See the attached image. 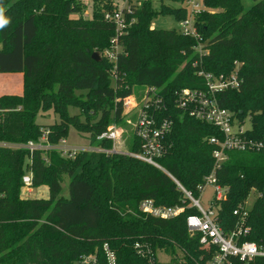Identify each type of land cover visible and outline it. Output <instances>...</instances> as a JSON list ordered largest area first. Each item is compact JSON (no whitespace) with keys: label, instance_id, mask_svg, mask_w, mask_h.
Wrapping results in <instances>:
<instances>
[{"label":"trees","instance_id":"obj_1","mask_svg":"<svg viewBox=\"0 0 264 264\" xmlns=\"http://www.w3.org/2000/svg\"><path fill=\"white\" fill-rule=\"evenodd\" d=\"M187 1L159 0L160 10L154 0L123 8L127 28L120 34L116 22L106 18L118 0H91L89 17L82 0H0L10 19L0 29V73L24 77L21 95L0 97V140L37 142L49 131V142L58 144L74 128L87 136L89 146L111 150L113 142L98 137L122 120L123 99L137 92L141 99L143 89L155 87L164 98L163 115L174 121L167 154L159 162L199 198L198 187L215 168L209 138L221 132L178 109L176 92L201 89V69L221 75L239 65L240 87L220 93L219 105L241 123L250 121L249 137L264 139V0H252L248 9L242 0H203L219 11L196 16L200 41L153 27L160 14L186 20ZM116 44L121 50L112 62L105 54ZM95 52L100 62L92 58ZM70 107L80 115H71ZM49 111L60 121L39 124L38 115ZM131 151H140L134 136ZM29 172L34 188L48 187V199L23 196V177ZM66 178L68 196L63 195ZM216 178L227 188L218 209L227 232L238 223L234 212L246 208L253 191L259 193L248 210V240L264 244V152H229ZM148 199L186 209L174 219L156 218L140 211ZM197 212L167 173L126 154L84 151L68 159L57 150L31 155L0 147V264H78L90 254L104 261L105 244L116 252L118 264H148L137 254V242L155 252L181 253L188 264H204L200 236L187 226V217Z\"/></svg>","mask_w":264,"mask_h":264},{"label":"built area","instance_id":"obj_2","mask_svg":"<svg viewBox=\"0 0 264 264\" xmlns=\"http://www.w3.org/2000/svg\"><path fill=\"white\" fill-rule=\"evenodd\" d=\"M143 0H125V7L130 10L131 5L140 3ZM189 16L186 20L180 22L179 31L187 36L195 37L200 41V34L195 27V18L198 13L204 9L203 0H189ZM107 19L114 20L118 31L123 34L127 28L124 21L123 9H117L113 14H108ZM116 44L113 49L118 47ZM107 51L106 57L112 62L116 61L117 53ZM197 51L202 54L201 44ZM198 62H195L197 66ZM199 77L204 80L201 89L185 88L176 92L178 109L183 110L190 117L216 127L221 132V137H211L209 142L215 147L213 157L215 159V168L212 173L205 178L204 184L198 187L200 197L208 185L214 188V197L210 202V208L205 209L200 203V197L195 198L192 192L188 191L177 179H175L159 162L167 154V137L172 133L174 121L172 118L163 115L165 108L164 98L155 87L143 89L141 99L135 94L123 99L124 113L131 114L128 121L132 125V135L140 143L139 152L124 153L118 151V144L122 139L121 130L115 127H109L106 132L101 134L99 140H110L113 142V149L107 150L96 147H78L71 145L68 139L63 138L58 144H51L48 140V133L39 139V141H29L26 144L9 143L0 140L1 148L26 149L32 155L34 151L57 150L68 159H74L80 152L93 151L101 153H122L132 158L147 163L159 170L167 173L177 184V187L184 193L185 197L192 202V207L197 209V214H191L187 217V226L192 235H199V246L206 252L207 259L204 264H233L238 260L241 264H254L257 261H264V244L248 240L251 234V227L247 225L248 208L236 210L235 215L239 216L238 223L230 231H225L218 220L219 203L226 199L227 188L218 184L216 172L222 164L228 159V153L232 151L239 152H264V139H253L249 137L246 127L247 121L241 123L235 114L219 105L217 96L227 90H234L240 87L239 65L234 72L230 74L216 75L203 69L197 71ZM31 162V159L29 160ZM23 192L32 193L33 175L31 172L23 177ZM184 206H157L151 199L144 200L140 204V211L156 218L170 220L178 217L185 211ZM137 254L145 258L148 264H188L187 260L180 253L171 255L165 250H153L148 243L137 242L135 244ZM158 251H163L171 257L168 261L162 262L158 259ZM104 261L97 254L83 255L78 264H118L117 255L108 244L103 247Z\"/></svg>","mask_w":264,"mask_h":264},{"label":"rangeland","instance_id":"obj_3","mask_svg":"<svg viewBox=\"0 0 264 264\" xmlns=\"http://www.w3.org/2000/svg\"><path fill=\"white\" fill-rule=\"evenodd\" d=\"M83 3L86 6L85 16L89 17L92 14V9L90 7L91 0H82ZM201 2L202 0H197ZM189 1L184 3V6H188ZM244 6L248 9L251 6H253L254 2L252 0H242ZM142 3H134L137 4L139 7H142ZM125 0H118V3H114L115 5V11L117 9L122 10L125 7ZM172 4V3H171ZM176 7L180 6L178 4H172ZM154 7L157 10H160V2L159 0H154ZM204 11H208L209 13H216L219 11V9L214 10L204 4V9L200 12L203 13ZM200 13L197 14V16L200 15ZM182 22V21H181ZM179 25L180 22H178L175 17L171 15H159L156 17L153 21V27L157 29H169V30H177L179 31ZM116 49H121L120 46L116 47L115 49L110 50L115 51ZM24 90V79L23 75L21 73H0V94L1 93H7V92H13L15 94H21ZM78 96L82 95V92L77 93ZM137 96L140 97V92L135 93ZM69 112L71 115H80V111L74 107L69 108ZM131 114L124 113L122 120L119 124H113L109 127H115L121 130L122 139L119 142L117 148L118 151L129 153L131 152V140H132V125L129 124ZM82 120H85L83 117ZM59 118L57 115L54 114V111H49L45 113H40L37 117V122L41 125L48 126L51 124H54L56 122H59ZM246 127L249 129L251 128L250 121L247 119V125ZM86 135H82L79 132H77L74 128L70 129L69 136H68V142L71 145L78 146V147H88L89 146V140L86 138ZM68 185H69V178H66L63 186V195L68 196ZM24 191V190H23ZM23 196L26 198H38V199H48L49 198V189L47 186H41L34 190V193L27 194L23 192ZM214 197V188L211 185H208L206 189L204 190L202 196L200 197V203L203 208L209 209L210 208V202ZM259 197V193L256 191H253L251 196L249 197L246 207L248 209H251L254 202ZM200 250V249H199ZM201 254V251H200ZM158 259L162 262H166L170 259V255L165 254L163 251H158L157 253Z\"/></svg>","mask_w":264,"mask_h":264},{"label":"clouds","instance_id":"obj_4","mask_svg":"<svg viewBox=\"0 0 264 264\" xmlns=\"http://www.w3.org/2000/svg\"><path fill=\"white\" fill-rule=\"evenodd\" d=\"M10 19L5 16V7L3 3L0 2V29H3L7 25H9Z\"/></svg>","mask_w":264,"mask_h":264},{"label":"water","instance_id":"obj_5","mask_svg":"<svg viewBox=\"0 0 264 264\" xmlns=\"http://www.w3.org/2000/svg\"><path fill=\"white\" fill-rule=\"evenodd\" d=\"M92 58L97 62L101 61V55L98 52L93 53Z\"/></svg>","mask_w":264,"mask_h":264},{"label":"crops","instance_id":"obj_6","mask_svg":"<svg viewBox=\"0 0 264 264\" xmlns=\"http://www.w3.org/2000/svg\"><path fill=\"white\" fill-rule=\"evenodd\" d=\"M22 74V73H21ZM23 75V74H22ZM23 79H24V77H23ZM22 94V93H21ZM20 93L19 94H15V93H13V92H7V93H1L0 94V97L1 96H3V95H21ZM37 188H34L33 190H32V193H34V190H36ZM32 193H30V194H32ZM37 198V197H36Z\"/></svg>","mask_w":264,"mask_h":264}]
</instances>
